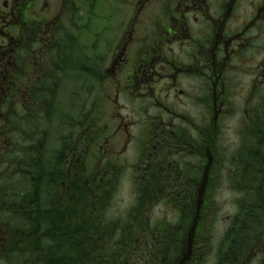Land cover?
<instances>
[{"label":"flooded vegetation","instance_id":"obj_1","mask_svg":"<svg viewBox=\"0 0 264 264\" xmlns=\"http://www.w3.org/2000/svg\"><path fill=\"white\" fill-rule=\"evenodd\" d=\"M75 1L0 0L3 210L8 208L6 197L10 195L4 186L9 170L3 172L2 164L14 146L12 117L23 118L21 127L27 135V120L35 114L38 142L44 143V112L60 116L61 100L68 102L67 97H71L65 86L74 82L79 34L86 65L90 66L96 52L100 67L101 97L96 109L101 118L97 123L89 110L78 129L67 122L71 151L77 156V164H70L76 170L69 176H83V171L90 175L96 140L106 136V143L95 154L97 162H106L100 167L113 166L115 171L111 172L121 178L125 167L122 158L132 157L129 166L135 173L134 182L164 183L169 198L175 194L193 199L204 195L201 208L209 205L221 173H230L223 175L225 181H230L232 171L235 175V169L224 170L225 165L232 162L236 167L239 163L236 147L242 139L243 119L238 122L237 141L230 145L222 140L228 129L226 120L242 111L249 121L255 120L256 106L264 100V0H131V13H124L121 4L119 15L107 3L113 10L107 8L110 13L100 19L119 18V34H108L115 29L103 27L97 31L99 46L95 50L90 43V1H86L84 11L77 10ZM76 13L84 17L83 25L76 23ZM120 76L125 95L136 103L133 114L138 118L135 121L126 112V134L114 130L108 137L111 129L101 123L106 101L103 90L107 80L121 82ZM117 114L123 117L118 108ZM134 128L137 131L133 132ZM118 135H122V143H111ZM196 229H202V223L198 222ZM6 234L8 230L0 222L3 246Z\"/></svg>","mask_w":264,"mask_h":264},{"label":"trees","instance_id":"obj_2","mask_svg":"<svg viewBox=\"0 0 264 264\" xmlns=\"http://www.w3.org/2000/svg\"><path fill=\"white\" fill-rule=\"evenodd\" d=\"M86 1L81 0L82 8ZM89 1L95 39L96 34H100L96 10L101 5L98 6L100 0ZM79 21L83 23L84 17H79ZM97 41L91 44L94 50L98 49ZM76 47L79 55L75 58L74 82L65 86L71 97H67L68 102L61 100L60 105L67 104L71 113H65L66 122L78 129L89 110L98 123L100 114L96 108L101 96L96 52L88 67L80 51L84 43L79 36ZM254 116L256 119L252 121L243 117L242 139L236 147L239 163L228 183L237 194L236 211L228 215L226 226L215 239L213 227L202 236L194 234L202 250L197 256L201 261L194 262L196 264L209 261L212 264H264V125H260L264 122V100L256 106ZM50 117L44 112V139ZM28 138L27 155L24 150L16 156L13 154L16 172L10 183V195L6 197L9 215L3 224L8 234L4 246L0 242V264L182 263L189 239L194 238L190 224L195 216L192 207L196 206V199H185L177 194L169 198L163 189L164 183L157 187V184H146L127 213L113 214L110 204L119 183L116 173H111L115 176L106 182L105 177L97 176L95 169L88 179L82 175L70 177L65 170L69 134L62 135L60 146L55 149L38 142L37 130L29 129ZM109 171H115L114 167ZM216 189L209 205L199 208L204 215L211 212L212 219L221 207L215 198ZM158 202L173 205L174 213L154 218L151 206ZM210 251L212 255L208 254Z\"/></svg>","mask_w":264,"mask_h":264},{"label":"rangeland","instance_id":"obj_3","mask_svg":"<svg viewBox=\"0 0 264 264\" xmlns=\"http://www.w3.org/2000/svg\"><path fill=\"white\" fill-rule=\"evenodd\" d=\"M105 1V0H104ZM107 2L105 4H110L114 8V12L116 11L117 14L119 15L120 13L118 12V8L120 7L121 4H124V13H127L126 10H128V7L130 6L131 0H106ZM111 6H104V8L101 11H98V14L102 17H105L108 13H110L109 10H113ZM128 14V13H127ZM99 22H102V19L98 18ZM117 20H120L119 18L116 19L112 18V21L109 22V24H102L99 26V31L104 27V26H110L115 29V32H111L108 34H119V27L120 24L117 22ZM92 41V39H91ZM91 43V42H90ZM92 44V43H91ZM260 56V54L258 53ZM128 71V68L124 70V73ZM121 78V82L116 84L115 82L106 81L104 85V90H103V95L106 96V101L105 103L102 104L103 112L101 116H103V121L101 122L102 125L104 126L105 124L108 126V129H111L108 133V137H110L109 134H111L112 131H117L118 133L124 132L126 134V128L125 124L126 121L124 119V116L126 115V112L130 115H132L133 119L137 121V114L134 116L133 112L136 109V103L132 102L128 96H126V91H123L122 85H124V80ZM107 93H110V97L107 98ZM240 101L237 99V104L239 107H241L242 104H239ZM65 104V103H62ZM61 104V107H62ZM117 108L123 111V117L118 116L117 114ZM58 115V114H57ZM101 118V117H100ZM241 118V112H237L235 118L226 120L225 122V127L228 129H225L224 131V137L223 141L227 144L230 145L232 140L233 142L237 141V131H238V122L240 121ZM260 125H264V122H260ZM133 132L137 131V128L132 129ZM106 136H104L99 142L98 139L96 140V143L98 144L97 147L94 148L93 150V160L92 164L96 163L97 156L95 154L99 153L100 145L106 143ZM111 143H122V135H118L116 138L113 140H110ZM134 147V143L129 145V151L128 154L131 152L132 148ZM131 158L124 159L122 158V161L125 163L124 167V172H123V178L120 179V182L118 183V188L116 191L117 194L111 202L110 207L111 211L114 212L115 214H122L123 212L126 213L128 208L134 203V197H135V183L133 182V177L135 176V173H133L132 168H130L129 164L131 163ZM221 179L216 185L218 186L216 189L215 193V198L217 201V205H221L220 210L217 214L215 215V219L211 218L210 214L204 215L203 220L205 223V227H213V237L214 239L218 237L219 231L224 229L227 223V216L232 215L236 211V206H235V200L237 199V194L234 193V191L229 187L228 183L229 181H225V177L223 175L220 176ZM152 213L154 215V218L161 219L164 216H169L171 211L169 208L161 204L159 206H155L152 208ZM217 219V220H216ZM216 220V221H215ZM214 224V225H213ZM211 238V237H210ZM214 242V241H213ZM216 242V241H215ZM212 252L210 251V254ZM212 255V254H211ZM205 264V263H204ZM206 264H212V261H209ZM256 264V263H254Z\"/></svg>","mask_w":264,"mask_h":264}]
</instances>
